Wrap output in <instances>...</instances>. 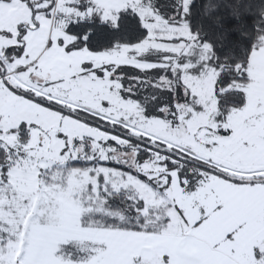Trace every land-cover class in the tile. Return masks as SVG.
<instances>
[{"label":"snow or ice","instance_id":"obj_1","mask_svg":"<svg viewBox=\"0 0 264 264\" xmlns=\"http://www.w3.org/2000/svg\"><path fill=\"white\" fill-rule=\"evenodd\" d=\"M0 264H264V0H0Z\"/></svg>","mask_w":264,"mask_h":264}]
</instances>
